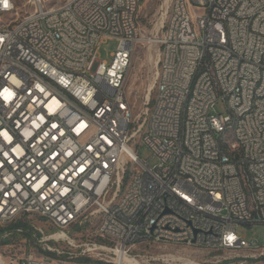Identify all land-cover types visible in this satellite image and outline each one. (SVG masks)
Returning a JSON list of instances; mask_svg holds the SVG:
<instances>
[{
	"label": "built area",
	"instance_id": "built-area-1",
	"mask_svg": "<svg viewBox=\"0 0 264 264\" xmlns=\"http://www.w3.org/2000/svg\"><path fill=\"white\" fill-rule=\"evenodd\" d=\"M10 1L0 8V264H264V243L236 231L264 225V0H158L151 35L141 0ZM141 44L158 47V76L153 105L135 115L125 81ZM219 101L228 114L213 112ZM84 225L96 227L85 240L69 234ZM199 250L222 256L199 261Z\"/></svg>",
	"mask_w": 264,
	"mask_h": 264
},
{
	"label": "rangeland",
	"instance_id": "rangeland-1",
	"mask_svg": "<svg viewBox=\"0 0 264 264\" xmlns=\"http://www.w3.org/2000/svg\"><path fill=\"white\" fill-rule=\"evenodd\" d=\"M139 21L142 24L143 30L146 35H151L156 32L158 23H160L161 16L159 13V3L158 0H141V8L139 10ZM151 44H141L137 46L136 51L133 56V61L131 67L128 70V74L125 81V89L127 92L128 99L131 106L134 109L135 115L141 113L149 100L150 106L153 105L156 97V81L158 76L157 69V59H158V47ZM118 46V41L115 39L107 40L104 42L100 49V57L106 59L107 61L112 60V53L115 52ZM154 85L153 90L150 93V86ZM150 93V95H149ZM149 95V96H148ZM216 114H228L229 110L225 102L219 101L213 110ZM139 153L143 159H148L151 155V149L146 143H141L138 145ZM37 222L42 224L44 221L36 218ZM2 227V225H0ZM57 231V229H55ZM96 230L95 225H84L83 227L71 226L69 228V234L74 237H78V240H85L89 237V234ZM53 231V230H52ZM237 233L240 236H244L246 241L250 242L253 239H257L264 243V225L263 224H240L237 229ZM61 237L64 236L63 232H59ZM3 245V242L1 243ZM58 247L61 244H57ZM27 249L31 251L34 248L30 246H18L16 251L21 254ZM160 251V250H158ZM192 252V251H190ZM222 256V253H209L206 251H195L192 252V257L199 261H211L215 257ZM67 257L63 256L62 260H66ZM73 262L80 263V259ZM91 263H96L95 260H90ZM227 261H223L226 264Z\"/></svg>",
	"mask_w": 264,
	"mask_h": 264
},
{
	"label": "bare ground",
	"instance_id": "bare-ground-1",
	"mask_svg": "<svg viewBox=\"0 0 264 264\" xmlns=\"http://www.w3.org/2000/svg\"><path fill=\"white\" fill-rule=\"evenodd\" d=\"M0 8L9 9L11 8L10 0H0ZM0 25H2V18L0 17ZM138 26V19H131L126 22V30L136 29ZM56 27H66V20H56ZM223 27L225 30H232V19H223ZM150 46H153L151 44ZM157 64V63H156ZM39 81L42 82H52L53 85H61V78H53V72L49 71H40ZM154 85L150 86V93L153 90ZM149 93V95H150ZM148 95V96H149ZM74 110H81V103H74ZM230 127H237V119H230ZM173 147H180V139H172ZM222 150L225 154H232V146L230 142H222ZM65 260H62V264H71V257H67Z\"/></svg>",
	"mask_w": 264,
	"mask_h": 264
},
{
	"label": "trees",
	"instance_id": "trees-1",
	"mask_svg": "<svg viewBox=\"0 0 264 264\" xmlns=\"http://www.w3.org/2000/svg\"><path fill=\"white\" fill-rule=\"evenodd\" d=\"M18 225H20V224H16V226H18ZM2 229L0 228V231H1ZM88 260H87V258H80V262L81 263H85V262H87Z\"/></svg>",
	"mask_w": 264,
	"mask_h": 264
}]
</instances>
